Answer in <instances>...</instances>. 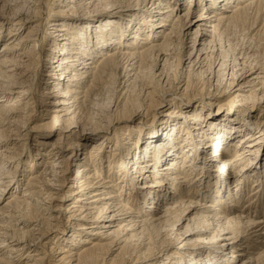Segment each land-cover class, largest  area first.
<instances>
[{
	"label": "bare ground",
	"instance_id": "6f19581e",
	"mask_svg": "<svg viewBox=\"0 0 264 264\" xmlns=\"http://www.w3.org/2000/svg\"><path fill=\"white\" fill-rule=\"evenodd\" d=\"M55 1L0 0V264H264V0Z\"/></svg>",
	"mask_w": 264,
	"mask_h": 264
},
{
	"label": "rangeland",
	"instance_id": "374dc122",
	"mask_svg": "<svg viewBox=\"0 0 264 264\" xmlns=\"http://www.w3.org/2000/svg\"><path fill=\"white\" fill-rule=\"evenodd\" d=\"M52 1V0H51ZM55 1V0H54ZM55 2H57V0L55 1ZM54 6H56V4L54 5ZM7 20V22L9 21V18L7 17L6 18ZM6 22V23H7ZM5 23V25H7ZM3 32H5V33H3V36L1 37V39H0V49L2 48V44L5 42V39H6V36L8 35V30H6V31H3ZM200 84H198L197 86H196V88H195V90H196V92L197 91H200V94H204V95H208V94H211V93H213L214 91L212 90V88L211 87H209L208 86V84L207 83H205V84H201V82H199ZM158 92V91H157ZM218 94V92L216 93V95ZM222 105H220V106H218V107H215V111H220L221 112V110L222 111H224V110H231V108H233V109H236V108H238V107H240V102H238L237 100H234V99H232L231 97L230 98H228V99H224V101H222ZM237 112V111H236ZM239 112V111H238ZM40 107H35V109H34V111H33V113H32V117H31V120H30V123H32L33 121H35V124H37V123H39L38 121L40 120ZM254 114H257V115H259V112L258 111H256V112H254ZM137 117V119H140L142 116H136ZM136 119V120H137ZM34 124V125H35ZM30 142H31V137H28V139L26 140V141H24V146L23 147H25V148H27L29 151L28 152H23V156H25V158H24V161H25V166H28L29 165V163L28 162H30L31 161V159H32V145L30 144ZM264 147V144H262L261 145V149ZM27 154V155H26ZM38 159H36V160H34V162H36ZM23 161V160H22ZM27 163V164H26ZM24 165L22 166V168L20 167V169H19V166L17 165L16 166V169H15V171L17 172V174H18V177H20V175L19 174H22V169H24L23 171H26L27 169H25L26 167H25ZM25 167V168H24ZM223 171L225 172V169H223ZM19 172V173H18ZM24 173V172H23ZM227 176V183H229V184H233L232 182H231V180H230V175H226ZM68 182L69 181H67L64 185L66 186V185H68ZM250 184H251V182H248V186H247V188L243 191L244 193L242 194L243 195V201L244 200H246V194L248 193V187H250ZM235 185V184H234ZM245 194V195H244ZM5 197H6V195H5ZM4 198V197H3ZM2 198V199H3ZM2 199H0V204H1V202H2ZM249 212V213H248ZM250 212H251V214H252V218L253 217H255V215H256V219H264V210H263V212H261L260 213V215L258 214H256L255 212H253L252 210H248V211H243V212H241V215L242 214H244L245 215V217L247 218L248 216H250L249 214H250ZM248 215V216H247ZM258 217V218H257ZM263 217V218H262Z\"/></svg>",
	"mask_w": 264,
	"mask_h": 264
}]
</instances>
